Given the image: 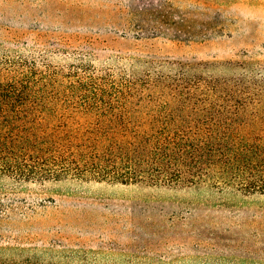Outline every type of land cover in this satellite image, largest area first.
<instances>
[{
    "label": "rangeland",
    "instance_id": "1",
    "mask_svg": "<svg viewBox=\"0 0 264 264\" xmlns=\"http://www.w3.org/2000/svg\"><path fill=\"white\" fill-rule=\"evenodd\" d=\"M14 77L46 128L100 126L126 148L192 130L236 170L264 162V0H0V81ZM234 174L0 179V260L264 264V192Z\"/></svg>",
    "mask_w": 264,
    "mask_h": 264
},
{
    "label": "trees",
    "instance_id": "2",
    "mask_svg": "<svg viewBox=\"0 0 264 264\" xmlns=\"http://www.w3.org/2000/svg\"><path fill=\"white\" fill-rule=\"evenodd\" d=\"M29 86L15 77L0 81V179L17 185L61 180L174 185L195 184L215 173L233 184L236 173L248 177L242 190L264 192V162L260 166L255 162L248 172L236 170L237 159L224 146L192 130L139 138L126 148L100 126L78 133L46 128L33 109ZM9 209L0 202V214ZM0 264L18 263L0 260Z\"/></svg>",
    "mask_w": 264,
    "mask_h": 264
}]
</instances>
